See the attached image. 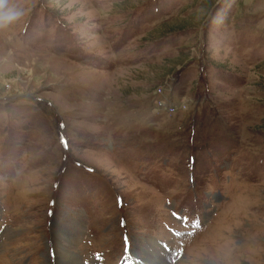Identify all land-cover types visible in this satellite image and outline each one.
Segmentation results:
<instances>
[{"label": "rangeland", "instance_id": "1", "mask_svg": "<svg viewBox=\"0 0 264 264\" xmlns=\"http://www.w3.org/2000/svg\"><path fill=\"white\" fill-rule=\"evenodd\" d=\"M4 4L0 264H264V0Z\"/></svg>", "mask_w": 264, "mask_h": 264}, {"label": "clouds", "instance_id": "2", "mask_svg": "<svg viewBox=\"0 0 264 264\" xmlns=\"http://www.w3.org/2000/svg\"><path fill=\"white\" fill-rule=\"evenodd\" d=\"M0 8H3V11H0V23L2 24L15 21L23 16L22 9H19L15 6L6 5L4 4V0H0Z\"/></svg>", "mask_w": 264, "mask_h": 264}, {"label": "bare ground", "instance_id": "3", "mask_svg": "<svg viewBox=\"0 0 264 264\" xmlns=\"http://www.w3.org/2000/svg\"><path fill=\"white\" fill-rule=\"evenodd\" d=\"M143 254H144V253H143ZM140 259H142V257H141Z\"/></svg>", "mask_w": 264, "mask_h": 264}]
</instances>
